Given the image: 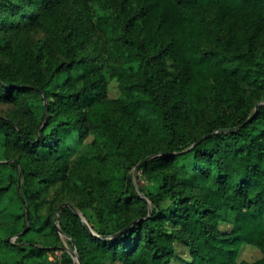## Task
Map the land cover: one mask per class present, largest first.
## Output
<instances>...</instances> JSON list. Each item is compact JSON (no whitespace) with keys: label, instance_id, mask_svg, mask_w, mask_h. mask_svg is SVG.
Listing matches in <instances>:
<instances>
[{"label":"trees","instance_id":"trees-1","mask_svg":"<svg viewBox=\"0 0 264 264\" xmlns=\"http://www.w3.org/2000/svg\"><path fill=\"white\" fill-rule=\"evenodd\" d=\"M261 46L264 0H0V103L15 107L0 137L16 154L0 169H19L0 199L21 182L20 202L52 204L48 187L74 176L70 140L91 134L98 173L72 190L98 227L66 206L60 228L41 221L73 240L82 264H264ZM120 156L150 157L140 169L153 190L116 173ZM32 224L14 243L0 236V264L9 253L10 264H48L46 248L21 239ZM244 244L262 257L238 262Z\"/></svg>","mask_w":264,"mask_h":264},{"label":"rangeland","instance_id":"rangeland-1","mask_svg":"<svg viewBox=\"0 0 264 264\" xmlns=\"http://www.w3.org/2000/svg\"><path fill=\"white\" fill-rule=\"evenodd\" d=\"M30 37L34 40H40L43 35L40 32H32ZM257 54L260 61L264 62V46H261ZM4 59V55H0V61ZM106 95L109 99H117L120 96L119 84L116 78H110L106 86ZM41 103V102H40ZM264 103V101L262 102ZM15 107L9 103H0V116L9 118L14 115ZM93 136L87 135L82 140H70L72 150L67 157L68 163L74 170V176L69 183V187L62 189L59 184H53L48 187V199L52 204H43L38 208H29L27 204L20 202L17 195H21V182L9 184V188L5 191L0 199V236L7 237L11 242H16L27 227V224L33 220L34 228L21 239L31 241L41 247L47 249L46 256L48 264H64V254L67 253L71 258V264H82L78 260V250L70 237L65 236L62 232L58 233V238L44 226L41 221L46 216H51L55 221V226L60 228V213L62 204L66 205L74 213H76L84 224L90 228V224L98 227L97 217L93 206L86 208L78 206L80 197L77 193L73 192V180L75 182H82L87 180L98 173L99 162L97 160L98 149L92 144ZM0 158L1 161L6 162L8 158L11 160L16 159V154L11 151L5 150L2 138L0 137ZM143 161V160H142ZM132 164V160L125 156H120L116 163V173L120 176H126L135 186L136 190L141 192H150L154 188V181L146 178L141 173L140 162ZM19 169L15 170L10 167H3L0 169V183L7 184V180L11 175L18 173ZM73 187V188H72ZM25 220V221H24ZM23 224H26L24 226ZM222 230H228L230 226L225 223H219ZM175 252L183 259H190L188 249L181 244H175ZM262 252L257 247L244 244L237 253L236 260L253 262L262 257ZM17 255L7 254L4 257L3 264H10ZM66 263V262H65ZM102 264H121L120 260L105 258ZM171 264H181L175 259L171 260Z\"/></svg>","mask_w":264,"mask_h":264},{"label":"water","instance_id":"water-1","mask_svg":"<svg viewBox=\"0 0 264 264\" xmlns=\"http://www.w3.org/2000/svg\"><path fill=\"white\" fill-rule=\"evenodd\" d=\"M260 104H261V103H258L257 106H256V108H258V106H259ZM148 159H150V157H147L144 161L140 162L139 165H141L142 163H144V162L147 161ZM66 205L71 206V204L65 203V204H62L61 207L66 206ZM121 232H122V231L118 232L117 234H120ZM77 258H78V260L80 261V258H79V257H77Z\"/></svg>","mask_w":264,"mask_h":264}]
</instances>
